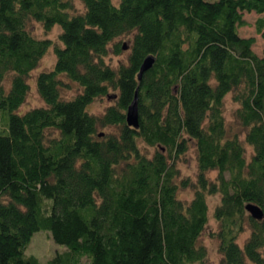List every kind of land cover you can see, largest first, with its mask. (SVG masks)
Instances as JSON below:
<instances>
[{
    "label": "trees",
    "instance_id": "1",
    "mask_svg": "<svg viewBox=\"0 0 264 264\" xmlns=\"http://www.w3.org/2000/svg\"><path fill=\"white\" fill-rule=\"evenodd\" d=\"M80 1L74 12L73 0H0V264H40L25 253L38 229L65 245L46 264H209L198 235L215 193L219 264H264V45L256 53L254 36L238 33L264 0ZM32 19L59 24L56 38L32 33ZM252 23L264 40V14ZM121 35L127 58L108 64ZM49 47L55 60L35 75L43 104L19 111ZM71 82L80 88L67 97ZM137 86L134 128L124 115ZM109 91L101 113L87 109ZM227 93L242 138L227 132ZM191 146L189 182L176 162Z\"/></svg>",
    "mask_w": 264,
    "mask_h": 264
},
{
    "label": "rangeland",
    "instance_id": "2",
    "mask_svg": "<svg viewBox=\"0 0 264 264\" xmlns=\"http://www.w3.org/2000/svg\"><path fill=\"white\" fill-rule=\"evenodd\" d=\"M116 2V0H114ZM74 8L72 11L76 12L78 10H82L83 5L80 0H73ZM264 14V11L261 14L255 13L253 11L251 12H242V16L247 21V24H242L238 28L239 35H252L254 36V39L251 43V47L254 49L256 53H259L263 49L264 40L258 35V33L254 30L253 20L255 17ZM30 29L32 33L39 37L48 36L52 39H55L57 36V32L60 30L59 24H54L50 29L45 30L41 23L38 21L32 19L30 22ZM128 36L121 35V37L115 38L118 42L125 43L127 42ZM128 52H127V45L126 47H121L120 51L117 53L109 52L108 55L104 57V60L108 64L117 65V63L125 61L127 58ZM55 60V55L52 51V47H49L45 53L42 55V58L39 60L38 64L34 67V69L31 71L30 75L27 77L29 81V91L26 94V97L24 99V102L18 107L19 111H24L26 108L36 106L39 104H43V100H41L37 89H35V75L40 70H45L46 68H50V66L53 64ZM80 87L75 82H71L70 87L68 90H65L63 94L67 97L70 95H73L78 91ZM112 91H109V93ZM113 100L109 97H106V95H102V97H96L91 103L88 104L87 109L94 113H101L104 107L110 103H112ZM222 111L224 123L228 129V133H232L234 131L238 132V135L240 138L243 137L241 129L238 127V124L235 123L233 120V116L231 114V111L233 107L235 106V102H232L230 99L229 93L225 94L222 99ZM264 112V111H263ZM263 123H264V114H263ZM104 129H107L108 127H103ZM102 128V129H103ZM244 146L245 156H247L250 153L251 147L246 143H242ZM188 150L185 151L183 154H181V157L177 159L176 166L179 171V177H185L189 180V182L194 181L195 178V159H194V149L191 147L187 148ZM146 150L149 152L152 151V147L148 146L146 147ZM215 173V170L208 171V176L213 177ZM178 196L182 199H189L192 195L191 187L189 185L179 187L178 188ZM206 203H207V218L205 221L204 228L199 233V242L203 244V246L206 249V262L209 264H219V253L217 251L216 246V240L213 236L209 235L210 230H215L216 228V222L211 214V211L213 207L215 206V203H217L218 200V193L215 194H208L205 197ZM248 229H244L241 231L236 238V243L239 245L243 238L247 236ZM65 245H62L56 241H54L51 237L50 232H48L46 229H38L34 230L29 238V241L27 242V246L25 247V253L27 254H35L40 264H46L47 260L54 256V253L56 251L63 250ZM82 263H86V258H82ZM246 264H252V263H246Z\"/></svg>",
    "mask_w": 264,
    "mask_h": 264
},
{
    "label": "water",
    "instance_id": "3",
    "mask_svg": "<svg viewBox=\"0 0 264 264\" xmlns=\"http://www.w3.org/2000/svg\"><path fill=\"white\" fill-rule=\"evenodd\" d=\"M122 45H123L122 47H126L125 43H123ZM154 59H155V56L151 53L144 56L139 66V69L137 71L138 79H141L144 70L150 68L153 65ZM137 92H138V86L134 90L133 98L126 106L127 108L125 110V115H124V118H126L127 124L134 128L138 126V121H139L138 107H137V102H138ZM115 95H116V92L107 93L106 97L113 98ZM101 133L102 132H100V134ZM244 209L246 212H248V214H250L251 217L256 218V219H260V217L263 215V211H261L259 206L250 201L244 204Z\"/></svg>",
    "mask_w": 264,
    "mask_h": 264
}]
</instances>
